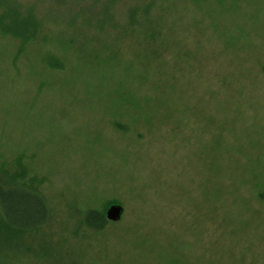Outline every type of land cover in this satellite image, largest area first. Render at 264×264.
I'll list each match as a JSON object with an SVG mask.
<instances>
[{"label": "rangeland", "instance_id": "1", "mask_svg": "<svg viewBox=\"0 0 264 264\" xmlns=\"http://www.w3.org/2000/svg\"><path fill=\"white\" fill-rule=\"evenodd\" d=\"M89 1L43 0L34 42L0 33V162L54 214L33 264H264V0H168L155 59L91 29ZM112 204L119 222L78 227Z\"/></svg>", "mask_w": 264, "mask_h": 264}, {"label": "trees", "instance_id": "2", "mask_svg": "<svg viewBox=\"0 0 264 264\" xmlns=\"http://www.w3.org/2000/svg\"><path fill=\"white\" fill-rule=\"evenodd\" d=\"M99 1L89 2L94 4ZM104 1L108 6L102 11V20L99 19L91 29L99 33L107 29L122 37L143 35L147 38L146 48L154 51L153 59L158 58L160 50L169 48L170 30L165 22L168 0L167 5L163 0ZM42 2L0 0V33L20 39L24 44L34 42L44 27L52 22L53 16L41 11ZM114 8L122 11L123 18L119 21L111 14ZM90 13H93L92 7ZM42 183V180L30 175V170L22 165L21 159L0 162V264H16L12 258L20 255L28 256L32 264L38 259L41 246L36 237L54 220L53 208L41 191ZM77 216L78 227L91 234L104 231L111 223L106 218L105 209H83ZM43 255H50L48 249L43 250Z\"/></svg>", "mask_w": 264, "mask_h": 264}, {"label": "water", "instance_id": "3", "mask_svg": "<svg viewBox=\"0 0 264 264\" xmlns=\"http://www.w3.org/2000/svg\"><path fill=\"white\" fill-rule=\"evenodd\" d=\"M123 207L120 205H112L106 211V218L110 222H119L123 215Z\"/></svg>", "mask_w": 264, "mask_h": 264}]
</instances>
